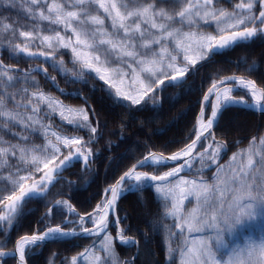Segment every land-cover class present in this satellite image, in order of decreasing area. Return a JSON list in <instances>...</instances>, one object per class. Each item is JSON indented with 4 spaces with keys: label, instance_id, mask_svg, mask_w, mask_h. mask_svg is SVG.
<instances>
[{
    "label": "snow or ice",
    "instance_id": "6c2138e0",
    "mask_svg": "<svg viewBox=\"0 0 264 264\" xmlns=\"http://www.w3.org/2000/svg\"><path fill=\"white\" fill-rule=\"evenodd\" d=\"M256 41L264 42V0H0V50L12 61L0 63V264H31L45 244L80 237L91 242L59 264H129L114 244L137 242L124 235L119 219L114 237L109 228L121 196L142 200L146 189L159 207L153 232L163 233V264H264V135L244 147L214 135L237 106L264 116V75L254 76L255 62L244 67L247 61L237 60L239 75L217 68L203 78L187 134L137 149L83 214L57 197L64 196L70 168L91 172L99 156L92 148L106 125L90 97L77 96L78 107L65 105L59 97L71 94L48 75L66 84L93 80L92 92L99 81L124 117H117L123 132L125 120L142 127L159 121L169 88L183 91L215 58ZM21 63L37 66L21 69ZM41 77L51 80L49 89ZM118 146L109 142L111 151ZM32 201L47 212L28 233L13 236Z\"/></svg>",
    "mask_w": 264,
    "mask_h": 264
},
{
    "label": "trees",
    "instance_id": "16d2710c",
    "mask_svg": "<svg viewBox=\"0 0 264 264\" xmlns=\"http://www.w3.org/2000/svg\"><path fill=\"white\" fill-rule=\"evenodd\" d=\"M217 63L209 64L196 72L194 76L188 79L184 85V90L169 88L165 92L167 102L164 104L163 115L157 122H153L146 126H141L138 122L133 123L131 120H125L127 130L121 132V124L117 117L124 119L118 108L106 100L99 91V81H95L97 90L92 92L94 86L93 80H88L86 84L65 83V78L57 75L49 70V77L56 75V84L66 94H71V98L63 100V103L70 107L81 106L77 96L90 97L89 103L98 113V120L101 125L106 127L101 132V138L94 144L92 151L98 153L99 156L90 165L91 172H82L79 166H74L64 173V196L57 197L59 199L67 198L69 203L78 212L83 214L82 209L94 206L96 197L103 189L114 182L120 172L128 165L129 158L138 156L143 151L145 144L151 142L154 145L163 144L165 141L179 140L187 134L189 120L192 118V111L195 105L193 102L200 95L201 80L211 75L217 68H222L227 74H237L236 67L233 65L239 59L247 61L248 65L255 62L258 65V72L254 76L264 75V42L256 41L247 47L237 48L225 57L215 58ZM231 62V63H229ZM0 63L5 65L11 64L8 60V53L0 50ZM13 66H17L13 64ZM21 69L28 67H36V64L21 63L18 65ZM70 71V69H69ZM253 78V77H249ZM41 87L49 89L51 80L44 83L42 77ZM71 80L72 77H67ZM49 94L56 96L55 89H51ZM47 123V121H45ZM57 122H59L57 120ZM112 133V135H109ZM214 135L227 145L235 146L240 142V147L247 145L248 140L253 135L259 139L260 135H264V116L260 113L249 112L235 107L227 111L220 121V125L214 131ZM109 142L113 146L119 144L114 151L109 150ZM232 151H228L221 163H224ZM130 166V165H129ZM166 170V169H165ZM68 182H72V187H67ZM61 185H57L60 189ZM57 189H54L55 193ZM90 210V209H89ZM159 207L154 200V192L145 190L142 200L137 194L126 193L117 205V217L121 222V228L125 229L124 235L134 239L137 243L131 247H121L116 242L118 257L121 261H128L129 264H163L164 252L162 248L163 233L162 231L153 232V222L157 219ZM24 212L31 213L25 216L13 230V236L17 232L23 234L28 233L30 229L35 227V221L47 212L43 203L32 201L25 205ZM109 234L115 236V225L111 223ZM90 239L82 237L73 240L58 243H47L42 248L36 249L31 257V264H49L53 260V253L57 254L54 264H59L65 256L74 255L76 250H82L83 247L90 243ZM139 249V254L133 259V256ZM11 264V261H9Z\"/></svg>",
    "mask_w": 264,
    "mask_h": 264
},
{
    "label": "water",
    "instance_id": "95a60500",
    "mask_svg": "<svg viewBox=\"0 0 264 264\" xmlns=\"http://www.w3.org/2000/svg\"><path fill=\"white\" fill-rule=\"evenodd\" d=\"M237 107H239V106H237ZM123 195H124V194H123ZM123 195H122V196H123ZM122 196H121V198H122ZM119 200H120V199H119ZM119 200H118V201H119ZM117 204H118V202H117ZM116 206H117V205H116ZM112 218H113V221H115V222L117 221L116 215H115L114 217H112ZM135 257H136V254L134 255V258H135Z\"/></svg>",
    "mask_w": 264,
    "mask_h": 264
},
{
    "label": "rangeland",
    "instance_id": "374dc122",
    "mask_svg": "<svg viewBox=\"0 0 264 264\" xmlns=\"http://www.w3.org/2000/svg\"><path fill=\"white\" fill-rule=\"evenodd\" d=\"M70 107V106H69ZM190 207V206H189Z\"/></svg>",
    "mask_w": 264,
    "mask_h": 264
}]
</instances>
